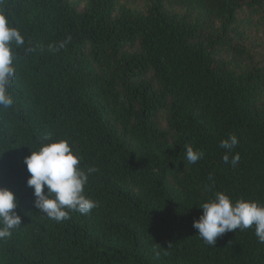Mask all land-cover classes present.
<instances>
[{"label":"trees","instance_id":"trees-1","mask_svg":"<svg viewBox=\"0 0 264 264\" xmlns=\"http://www.w3.org/2000/svg\"><path fill=\"white\" fill-rule=\"evenodd\" d=\"M0 264H264V0H0Z\"/></svg>","mask_w":264,"mask_h":264}]
</instances>
